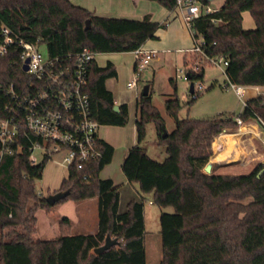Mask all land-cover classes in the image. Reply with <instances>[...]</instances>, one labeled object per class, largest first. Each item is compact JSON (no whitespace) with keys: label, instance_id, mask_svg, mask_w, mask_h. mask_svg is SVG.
I'll return each mask as SVG.
<instances>
[{"label":"trees","instance_id":"trees-1","mask_svg":"<svg viewBox=\"0 0 264 264\" xmlns=\"http://www.w3.org/2000/svg\"><path fill=\"white\" fill-rule=\"evenodd\" d=\"M156 1L169 10L175 6V0ZM244 11H249L254 28H243ZM0 23L27 41H40L50 56L83 48L94 53L133 51L155 38L156 30L165 25L151 20L149 14L141 19L100 16L70 0H0ZM192 28L203 43L201 51H190L189 57H183L189 82L194 84L203 78L206 61L222 56L227 61V83L264 87V0H223L218 10L194 18ZM116 74L111 61L100 66L93 59L85 89L92 119L104 125L124 126L127 105L119 104L114 109L113 94L105 86V81ZM24 79L14 52L0 58L2 86ZM169 80L172 92L164 108L173 119V128L162 137L164 119L152 103L149 88L146 95L139 92L136 142L121 164L127 181L136 184L141 194H150L152 204L172 208L170 212L161 210L158 216V264H264V160L245 173H219L217 164L206 173L203 168L212 154L214 137L235 129V117L218 114L179 118L182 105L173 78ZM195 98L190 97L188 103ZM6 100L0 88V115ZM263 100L264 95L246 99L237 116L264 125ZM149 120L155 122L157 142L164 146L161 160L152 158L140 145L145 136L144 123ZM21 144L20 152L0 159V264H145L142 199L129 200L126 209L119 211L118 187L111 178L99 176L111 161V144L100 139L99 155L82 168L69 166L54 190L69 189V194L54 205L67 199L97 198L95 233L72 234L71 222L63 216L57 235L49 239L33 237L37 209L54 206L34 188L48 159L32 163L29 141L22 140ZM106 235L116 238L117 243L95 253L94 248Z\"/></svg>","mask_w":264,"mask_h":264},{"label":"built area","instance_id":"built-area-1","mask_svg":"<svg viewBox=\"0 0 264 264\" xmlns=\"http://www.w3.org/2000/svg\"><path fill=\"white\" fill-rule=\"evenodd\" d=\"M219 6L212 7L200 0H175L174 8L178 10L193 39L189 51H201L203 43L201 37L197 40L194 35L192 20L218 10ZM212 21L216 22L215 19ZM41 44L40 41L25 40L0 23V58L14 52L25 74V79L20 83L0 84L7 96L0 115V159L3 155L20 152L22 140H28L29 159L32 163H36L33 151L39 149L42 158L50 159L56 153L61 156L57 161L60 165L82 168L86 161L99 155L97 143L101 139L100 128L104 125L90 116L89 96L85 89L89 66L95 53L89 48H83L74 53L50 56L46 51L41 52ZM132 52L135 59L134 76L126 82V87L136 89L137 74L160 51L139 47ZM210 60L224 72L227 61L222 56ZM23 64L27 65L26 70L22 68ZM184 73L183 68L176 67L173 79ZM226 86L231 87L242 99L246 86L225 82ZM250 87L256 95H264V87ZM202 88L201 83H194L192 91H188L189 96L196 97ZM245 104L246 100L243 99L242 106ZM235 120L237 126L243 123L238 116H235ZM261 126L264 130V125ZM257 138L264 146V136L257 135Z\"/></svg>","mask_w":264,"mask_h":264},{"label":"rangeland","instance_id":"rangeland-1","mask_svg":"<svg viewBox=\"0 0 264 264\" xmlns=\"http://www.w3.org/2000/svg\"><path fill=\"white\" fill-rule=\"evenodd\" d=\"M77 5H83L86 3L93 2L94 0H70ZM222 0H210L208 4L212 7L220 5ZM242 26L246 29L254 28V22L250 16L249 11H244L242 13ZM187 34L188 40L193 46V39L188 31L187 27L184 25ZM199 40V37L196 38ZM41 52L45 53L46 48L44 44L40 45ZM183 51L175 52L173 49L171 52L165 54V59L162 62L158 61V64H154L152 60L149 65L143 69L141 77L138 80V89L141 91L142 87L145 84L150 86V95L153 105L157 107L159 113L164 119L165 130H171L173 128V119L169 116L164 108L165 99L170 97L172 92V84L170 83L169 78L174 77V71L176 67L186 68L183 61ZM191 52L186 53V57H189ZM95 58L98 62L103 63L102 56L95 55ZM204 74L201 80L194 81V83H201L203 88L199 90V95L189 104V80L185 77V73L177 79H173L176 86V95L181 103V108L178 111L179 118L192 117V118H205L218 114L224 116L231 115L232 117L237 116L243 106L242 100H246L247 97L253 92L248 89L243 94L242 99L238 97L235 91L229 87H224L226 82V76L222 71V68L212 62L211 60L206 61L203 64ZM112 79L108 80L107 84L112 86ZM213 84V85H212ZM210 85H212L210 87ZM210 87V88H209ZM138 117V113H137ZM260 126L261 123L257 121ZM133 117L131 116L127 123L124 125L125 129H132ZM262 127V126H261ZM145 136L141 140L140 145L146 148L147 153L157 160H161L165 156L164 146L159 144L158 136L155 130V122L152 120L146 121L144 123ZM102 129V128H101ZM236 130L232 129L231 131ZM216 139V137H214ZM214 140V139H213ZM261 145V143L259 142ZM262 146V145H261ZM264 149V146H262ZM33 156L36 157V162L41 161L42 155L39 149L33 151ZM61 159L59 154L53 153L52 157L48 159L44 165L41 178L34 181V188L36 192L43 193L44 196L48 195L51 192H48V189L55 184V182H61L62 178L67 173V168L60 165L57 161ZM218 170V171H217ZM216 172L219 173H245L250 170V167L246 168H226V169H217ZM132 184L122 189V200L119 206L121 211H124L127 206L128 199H142L143 201V213L145 215L144 219V229H145V264H158L161 257V244L159 241V221L158 216L161 210L170 212L172 208L170 206L160 208L155 204H152L150 201L149 194H141L135 188H132ZM135 185V184H133ZM48 192V193H47ZM143 197V198H142ZM89 199V198H88ZM87 200V199H86ZM97 198L92 201H74L72 199H67L56 205L50 207L46 210L43 208L37 209L36 215V231L33 234V237L40 238H49L53 231L58 232V223L53 225V218L67 214L74 218L76 215L81 216V213L85 214L84 223L86 227L78 229L82 225V221L78 222L71 226L70 232H79L86 231L92 232L96 227L98 209H97ZM83 207H85L83 209ZM86 218V219H85ZM50 222H52L50 224ZM94 225V227H93Z\"/></svg>","mask_w":264,"mask_h":264},{"label":"crops","instance_id":"crops-1","mask_svg":"<svg viewBox=\"0 0 264 264\" xmlns=\"http://www.w3.org/2000/svg\"><path fill=\"white\" fill-rule=\"evenodd\" d=\"M84 5L85 6L83 5L81 6L93 11L95 14L100 16L141 19L145 14H149L151 20L156 21L158 23H164L165 25L163 27H159L156 30L155 38L147 39L141 45V48L143 49H156L160 51L157 57L152 60L154 64H158V61L159 62L164 61L165 54L171 52L172 49L175 52L183 51L184 53L182 58L184 57V55H186V53L190 52L189 49L192 46L188 40L187 31L184 27V23L181 18V15L179 14L178 10L175 8L169 10L156 0H94L93 2L87 4L85 3ZM95 55L102 56L103 63L98 62V60L94 57V60L100 66L104 65L106 61H111L114 64L117 74L115 77L108 78L105 81V86L108 90L112 92L115 104L119 105L124 103L127 105L128 120L130 119L131 116L133 117V124L131 130L125 129V126H112V125H102L101 127L102 129L100 128L101 139L111 144L114 150L111 161L103 166V168L99 172V176L101 178H111L113 184L118 187V191H119L118 209H119L122 200V189L128 186V184H132L131 185L132 188L138 190L136 184L133 185L134 183H130L127 181L126 177L124 176L121 170L122 161L129 147L136 142L135 120L137 117V97L139 94V89L138 86L136 89H130L126 87V82L131 80L134 76L135 59L132 51L102 52V53H95ZM142 71L137 74V85H138V80L141 77ZM110 79L113 80L112 86H109L107 84L108 80ZM147 85L150 90L149 84ZM248 89L252 90L253 92L247 97V99L257 96L256 92L250 86H246L244 93ZM242 125L251 126V130L246 133L239 134L237 145L240 148V150H242L243 152L240 158L232 159V156H227L225 159L215 160L213 155H214V148L216 141L214 144V148L212 141L211 144L212 154L209 158V161L212 164L211 169L216 164L218 165V167L215 170L226 169V168H237V167L251 168L255 163L264 160V149L259 144V140L257 138V135L264 136L263 128L255 120L243 121V123L240 126ZM240 126H237L236 130L233 131L224 130L221 132H236L238 131ZM59 186H60V182H55V184H53V186L48 189V192L56 190ZM95 198L96 197L89 198L87 200L83 199V200L89 202L94 200ZM129 200H131V198L127 200V203ZM84 208L85 207H83V209ZM119 211L121 210L119 209ZM63 216H66L70 220L71 226H73L74 224H77L78 222L84 220V217L86 215L81 213V216L76 215L74 218H72L67 214H63L61 217ZM60 219L61 218L57 216L53 218V220L51 221L53 222V225H55L60 221ZM144 219H145V215L143 213V222ZM52 222H50V224ZM97 223H98V217H97L96 227L92 232H86L81 230L79 232H71V233L72 234L95 233L97 229ZM86 224L87 223H84V221H82V225H80L78 229L86 227ZM56 235L57 233L53 231L51 237L49 238H54ZM36 238H40V237H36ZM49 238H41V239H49Z\"/></svg>","mask_w":264,"mask_h":264},{"label":"bare ground","instance_id":"bare-ground-1","mask_svg":"<svg viewBox=\"0 0 264 264\" xmlns=\"http://www.w3.org/2000/svg\"><path fill=\"white\" fill-rule=\"evenodd\" d=\"M251 130V126L242 125L236 132H220L216 135V144L214 148V158L225 159L232 156V159L240 158L243 153L237 145L240 133H246Z\"/></svg>","mask_w":264,"mask_h":264},{"label":"water","instance_id":"water-1","mask_svg":"<svg viewBox=\"0 0 264 264\" xmlns=\"http://www.w3.org/2000/svg\"><path fill=\"white\" fill-rule=\"evenodd\" d=\"M207 1H210V0H207ZM22 68H23L24 70H26V69H27V65H26V64H23ZM185 77H186V76H185ZM148 88H149L148 85L145 84V85L142 87V89H141V94H142V95H146V94L148 93ZM192 89H193V83L190 82V83H189V92H191ZM117 108H118V105L115 104V105H114V109H117ZM165 135H166V130H165V128H162V137H165ZM211 166H212L211 162L208 161V162L206 163V165L204 166L203 170H204L206 173H209V172L211 171ZM68 194H69V189H68V188H67V189H64V190H57V191L51 192V193H49L48 195H46V196H45V200H46V202H47L49 205H54L57 201L63 199V198L66 197ZM116 243H117V239H116V238H111L109 235H106V237H105V239H104V242H103L100 246L94 248L93 251H94L95 253H100V252H102V251L108 249L110 246L115 245Z\"/></svg>","mask_w":264,"mask_h":264}]
</instances>
